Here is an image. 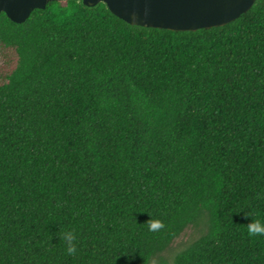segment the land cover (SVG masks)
<instances>
[{
  "label": "trees",
  "instance_id": "1",
  "mask_svg": "<svg viewBox=\"0 0 264 264\" xmlns=\"http://www.w3.org/2000/svg\"><path fill=\"white\" fill-rule=\"evenodd\" d=\"M0 54V264H264V0L196 31L52 1Z\"/></svg>",
  "mask_w": 264,
  "mask_h": 264
},
{
  "label": "water",
  "instance_id": "2",
  "mask_svg": "<svg viewBox=\"0 0 264 264\" xmlns=\"http://www.w3.org/2000/svg\"><path fill=\"white\" fill-rule=\"evenodd\" d=\"M52 1L0 0V14L23 23L35 9ZM86 6L104 3L117 17L132 25L172 31H196L224 26L251 9L257 0H81Z\"/></svg>",
  "mask_w": 264,
  "mask_h": 264
},
{
  "label": "clouds",
  "instance_id": "3",
  "mask_svg": "<svg viewBox=\"0 0 264 264\" xmlns=\"http://www.w3.org/2000/svg\"><path fill=\"white\" fill-rule=\"evenodd\" d=\"M163 223L159 219H149L148 220V228L149 231H158L163 228ZM248 232L249 234H264V225H262L259 221H250L248 223ZM62 239L66 242V252L69 254H73L76 251V246L73 241L76 239L74 233L72 231H65L61 234Z\"/></svg>",
  "mask_w": 264,
  "mask_h": 264
},
{
  "label": "rangeland",
  "instance_id": "4",
  "mask_svg": "<svg viewBox=\"0 0 264 264\" xmlns=\"http://www.w3.org/2000/svg\"><path fill=\"white\" fill-rule=\"evenodd\" d=\"M1 64H2V58L0 54V65ZM197 233L198 231L195 227H189L182 233V235L178 239H176L171 244L170 248L165 253H163L162 256L167 260H169V258H171L180 247H182L184 244L194 239L197 236Z\"/></svg>",
  "mask_w": 264,
  "mask_h": 264
}]
</instances>
